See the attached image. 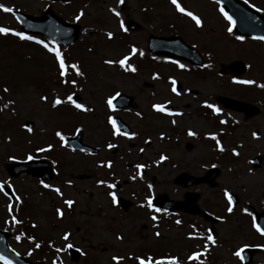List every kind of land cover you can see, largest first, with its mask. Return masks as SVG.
Listing matches in <instances>:
<instances>
[{"label": "rangeland", "instance_id": "374dc122", "mask_svg": "<svg viewBox=\"0 0 264 264\" xmlns=\"http://www.w3.org/2000/svg\"><path fill=\"white\" fill-rule=\"evenodd\" d=\"M185 1L193 2L192 8L207 21L206 28L189 30L170 0H125L122 9L125 17L121 21L130 18L142 24V30L128 34L116 27V19L110 13V9L117 10V0H71L68 5L46 0H0V4L7 7L36 15L50 4L63 19L81 26L77 41L65 51L56 47L61 55L62 52L66 55V66L75 63L83 73L76 78L75 70L66 67L65 78L82 80L79 86L61 83L55 54L42 44L32 45L14 37L0 36V182L11 184L13 194L20 198L11 203L8 196L0 193V228L11 232L8 243L20 255L44 264L54 261L58 264H117L113 256L124 257L119 264H137L134 257H148L147 252H150L193 262L194 259H188L194 253L190 250L199 244L201 251H205L207 245L210 253L204 258L212 264H240L234 255L238 246L264 244V239L254 236L246 215L264 209V165L255 169L248 162L255 155H264V92L244 88L229 77L218 75L220 62L229 63L238 58L249 67L243 80L248 77L264 84V46L234 42L233 35L224 31L225 24L216 19V5L210 1ZM250 1L264 7V0ZM81 11L83 15L76 20ZM0 26L19 28L15 17L3 11H0ZM108 32L113 33L111 39ZM149 34L181 35L202 54L209 52L205 66L178 61L172 64L150 62L132 55L126 63L136 61L138 70L128 75L117 63H104L129 55L130 44L144 50ZM181 64L184 69L178 71L175 66ZM173 80L181 82L179 95L172 92ZM4 88L8 89L7 93ZM193 89L197 94L192 93ZM116 92L132 95L136 106L109 110L105 100ZM69 94H74L78 103L92 110L84 112L67 102L52 107L55 98L65 100ZM219 94L252 99L260 107V114L247 121L242 114L230 110L217 115L205 102L220 109L213 99ZM41 96H46L47 100H41ZM9 100L13 103L5 108ZM154 104L170 106L172 114L156 115L152 109ZM176 112L180 115H175ZM114 114L131 127L135 136L112 134L107 117ZM218 119L225 121V126L220 125ZM26 120L33 123L31 131L23 125ZM77 128L81 129L83 142L100 148L98 154L72 151L55 135L59 131L67 137ZM189 130L195 135H188ZM253 132L257 133L256 137ZM213 133L222 141L221 153L211 140ZM187 142L192 144L191 150L185 149ZM109 143L116 145L115 149H109ZM48 145H52L50 150L38 151ZM233 150L239 152L237 157L231 155ZM29 155L32 159L44 158L51 162L54 171L51 180H39L27 173L17 177L8 175L7 164L27 160ZM162 155L166 159L161 160ZM108 162H112L111 167L107 166ZM138 164L144 167L138 169ZM211 165L220 169L214 188L207 184L182 188L173 183L180 172L200 176ZM111 173L112 178L108 176ZM107 180L109 183H97ZM122 180L129 183L118 190L107 186ZM41 181L50 187H43ZM187 190L199 193L201 208L225 219L212 226L215 243L208 241L207 235L201 241L190 240L186 237H190L187 233L190 230L185 225L178 226L173 218L160 215H155L157 219L153 221V214L141 207L146 197L167 194L171 199L178 196L182 199ZM225 190L238 197L231 212H224V208L229 207V203L222 200ZM110 191L131 201L129 208L122 210L117 203L113 204L108 195ZM66 200L74 203L68 206ZM57 209L62 216L57 214ZM13 217L20 223H15ZM197 222L204 228L210 224L203 219ZM66 232L69 233L67 241L62 239ZM156 232L160 233L159 237ZM37 244L40 246L36 247ZM66 244L79 250L78 260L69 258ZM263 263L264 252L254 256L252 264ZM0 264L4 262L0 260Z\"/></svg>", "mask_w": 264, "mask_h": 264}, {"label": "water", "instance_id": "95a60500", "mask_svg": "<svg viewBox=\"0 0 264 264\" xmlns=\"http://www.w3.org/2000/svg\"><path fill=\"white\" fill-rule=\"evenodd\" d=\"M221 3L224 5L225 10L232 17L234 23V30L237 33L246 35H261L264 36V17L260 16L259 14L251 11L248 9V12L245 11L244 7L241 2L237 0H220ZM16 14L21 29L25 32H34L40 33L44 36L50 38L51 40L62 43L68 44L73 42L78 35V25L68 24L63 22L59 19L50 9H46L41 16L35 17L28 14L21 13L19 11H14ZM256 14V18L263 22L262 29L255 30V21H251L250 19ZM256 31V32H255ZM150 47H153L155 51L167 53L168 55H173L176 57L186 58L192 63L199 64L201 60L193 59L194 50L190 47L179 44L181 42L180 38L172 37V38H160V37H152L150 38ZM182 43V42H181ZM241 70L236 69V73H239ZM132 97L127 95H120L117 97L113 103L117 106L123 105H131ZM219 101L222 102L226 107L231 109L244 111L248 116L253 115L257 112V108L243 102L235 101L229 98H219ZM117 123L119 126H123V122L120 119L116 118ZM26 125L31 127L32 124L30 122H26ZM126 131H129L127 127L123 128ZM66 142L73 148L76 149H84L86 151H96L95 148L89 147L85 144L80 142V135L76 137L69 138ZM253 163L255 166L260 165V159H254ZM9 174L12 176H16L21 171H28L33 175H36L40 178H50L51 171L49 169V163L45 161H35L32 163H24V164H14L9 165L7 167ZM217 170L210 171L206 176L201 178H193L186 174L179 175L175 181L183 183L184 185H189L198 182H208L212 181ZM6 190V188H5ZM196 196L193 195L192 199L188 203V209L190 208L192 212H196V207L194 203V198ZM154 204L160 208H165L167 210H176L179 206V203L168 200L165 196L159 197L154 200ZM258 225L261 226V230L264 231V211L261 213L256 214ZM9 235L8 232L0 230V256L7 258L11 261V264H42V262H30L25 258H20L17 254H15L12 250H10L7 246L6 238ZM256 249H245L243 251V261L245 264H249L251 262V257ZM73 258L76 260L78 259V254L74 251L72 252Z\"/></svg>", "mask_w": 264, "mask_h": 264}, {"label": "snow or ice", "instance_id": "6c2138e0", "mask_svg": "<svg viewBox=\"0 0 264 264\" xmlns=\"http://www.w3.org/2000/svg\"><path fill=\"white\" fill-rule=\"evenodd\" d=\"M118 2L122 4V3H124V0H118ZM170 2H171V4L175 5L176 10L178 12L183 13L186 16L190 17L195 22V24H196L197 27H200L202 25L201 19L198 18V16L195 15L192 11H187L185 9V7H182L181 4L177 2V0H170ZM245 2L247 3V0H245ZM217 3L219 4L220 3V0H217ZM0 11L6 12V13H13L14 9L12 7H7V6L3 5V4H0ZM110 11H112L115 16H117V17L120 16V12L116 11L115 9H110ZM220 11L224 15L225 19L228 20V22H229L230 25H232V24L235 23L233 21L232 17L229 16L228 13L225 12L223 8H221ZM82 15H83V12L81 11L79 14H77V16L75 17V19L76 20H79ZM120 28H121V30L126 31V28H125L124 23L122 21L120 23ZM227 31L229 33H231L232 32V27L229 26L228 29H227ZM9 33L12 34V35H14V36L19 37L21 40H34L35 39L34 36L27 35V34H25L22 31H15L14 29H12L10 27H2V26H0V34L6 35V34H9ZM107 36H108L109 39H111L112 36H113V33L108 32L107 33ZM237 39L243 40L244 37L243 36H240V37H237ZM256 39H259V40L264 41V36L256 37ZM37 43L42 44L48 51L53 52L55 54L56 60H57L58 65H59V76L61 77V83H66V84L67 83H70L73 86H75L76 85V81L75 80L69 81V80H66L64 78L67 75L66 67L75 70L77 76H82L83 73L79 70L78 66L75 63L66 66L65 61H64V59H63V57L61 55V52L56 47L49 46V44L45 43L44 41H37ZM137 52H138V49L135 46H132L131 49H130L129 55L123 56V58L120 59V60H118V61L105 60L104 63L105 64H108V65H111L113 63H118L120 65V67L123 68L124 65H125V62L129 60L130 56L136 54ZM140 55H143V53L140 52ZM180 67L183 68L184 65L181 64ZM128 68L131 69L132 71H135V68H133L131 64L128 65ZM235 82L241 83V84H248V85H251V84H254L255 83L253 80H238V81H235ZM173 84H175V81H173ZM259 86L262 87V88H264V84L259 85ZM3 91L5 93H7L8 92V89L7 88H4ZM172 92H174L177 95H179V93L177 92V90H176L175 87L172 88ZM73 95L74 94H69L66 97L65 100H61L59 97L55 98L53 100V102H52V107L55 108L58 105H61L62 103L67 102V103L73 105L76 109L81 110V111H84V112H88V111H91L92 110V109L86 107L85 104L78 103L73 98ZM119 96H120V93L119 92H116L115 94L108 96V98L105 100V104H106V106H107V108L109 110H111V111H115L116 110L113 101L117 97H119ZM40 99L41 100H47V97L46 96H41ZM12 103H13V101L9 100L8 103L4 105V107L7 108ZM205 105H206V107L212 109L215 113H218L220 111L219 108H217L216 106H214L212 104H208L207 102H205ZM152 107H153L154 110H156L158 112H164L165 111V106L162 105V104H154ZM169 114L171 115L172 113H169ZM137 115H139V113H137ZM175 115H180V113L179 112H176ZM107 122H108L109 125H111L112 130H113L112 131V134L114 136L115 135H118V134L119 135H125V136H128L129 135V133H127V132H121V130L117 126V120L113 116L109 115L107 117ZM173 123H175V121H173ZM221 123L223 124V123H225V121L222 120ZM28 130L31 131L30 128ZM75 131H76V133H79V132H81V129L80 128H77ZM55 135L60 139V141H62V142L65 141V137H64V135L61 132L57 131L55 133ZM188 135L193 136V135H195V132H193L192 130H189L188 131ZM252 135H253V137H256L257 136V133L253 132ZM131 136H135V133H131ZM212 139H214V140L216 139L215 134H212ZM217 146L218 147L220 146V142L219 141H217ZM107 147L109 149H112V148H115L116 145L109 143V144H107ZM51 148H52V145H48L46 149H38V151H47V150H50ZM220 150L223 151V148L221 147ZM81 151H83V149H81ZM141 151H143V149H141ZM233 151H234V154H238V153L235 152V150H233ZM10 159H11V157H10ZM27 159L31 160L32 159V156L29 155L27 157ZM160 159L161 160H164V159H166V157H164L162 155L160 157ZM107 166L108 167H111V162H108V165ZM136 167L138 169H140V168H143L144 166L138 164V165H136ZM133 178H135V177H133ZM5 183L6 182H0V193H3L5 196H8V193L4 191ZM68 183L70 184L71 182L69 181ZM97 183L98 184H103L104 181H97ZM41 184L45 188H49L50 187L48 184H45L43 181H41ZM107 186L110 189L116 187L115 184H108ZM7 187L11 188L12 186H11V184H7ZM148 187H149V189H151L152 186L149 185ZM55 191L58 194H61L59 189H55ZM224 194L228 198V203H229V207H228L227 211L228 212H231L232 211V197L227 192V190H225V193ZM108 195L111 197L112 203L113 204H116L117 203V196H116V194L114 192H111L110 191L108 193ZM15 198H16V200H19L20 199L18 196H16ZM73 203L74 202L72 200H66L65 201V204L68 205V206H71ZM145 206L148 207L149 209H152L154 212H160L161 211L160 208L154 207L153 200H152V198L150 196L149 197H146V204H142L141 205V207H145ZM9 207H11V206H9ZM243 211L247 212L248 210L247 209H244ZM57 214L60 215V216L63 215V213L61 212L60 209H57ZM12 219H13V221L15 223H20V221L16 220L15 217H13ZM151 219L153 221H155L157 219V217L155 215H153L151 217ZM176 223L179 224L180 221L177 220ZM33 227H35V225H33ZM253 227L256 228V230L258 232L261 231V226L258 225V224H256L255 221L253 222ZM262 234H264V233H262ZM155 235L157 237H159L160 233L159 232H156ZM68 238H69V233L66 232L64 234V236L62 237V239L65 240V241H67ZM16 239L19 240L20 237L17 236ZM29 239H33V238L32 237H29ZM117 239H123V237L122 236H117ZM207 240L208 241H212L213 243H215L211 231H209V233L207 235ZM39 246H40L39 244L36 245V247H39ZM65 247L70 249V248L73 247V245L72 244H66ZM206 250H207V245H205V251ZM56 251L59 252V251H62V249H56ZM199 255H200V253H195L194 252V253H192V255H190L188 257V259L189 260H193L194 258H196ZM234 255H236L237 257H240L241 252L240 251H237V252L234 253ZM129 258L130 259H133V257H131V256ZM112 259H113V261H116L117 264H119V261H122L124 259V257H121V256H113ZM134 259L137 261V264H179V261L175 257H172V258H169V259H165V258L153 259L152 256H148L147 258H144V257H141V256H136V257H134ZM0 260H3L4 261V264H11V261H9L7 258H5L3 256H0ZM53 264H56V262L54 261ZM201 264H203V261H201Z\"/></svg>", "mask_w": 264, "mask_h": 264}, {"label": "flooded vegetation", "instance_id": "af4514ba", "mask_svg": "<svg viewBox=\"0 0 264 264\" xmlns=\"http://www.w3.org/2000/svg\"><path fill=\"white\" fill-rule=\"evenodd\" d=\"M177 2L178 3H180L181 4V6L182 7H185V9L187 10V11H192L195 15H197L198 17H199V15L197 14V11H195L196 9H194V8H192V7H194V6H192V4H193V2H186L185 0H177ZM255 2H257V1H255ZM125 6V0H124V3H119L118 2V0H117V10L116 11H118V12H120V16L119 17H117V16H115L114 15V13L112 12V11H110V13L111 14H113V16H114V18H123V17H125V15H124V11L122 10L123 9V7ZM175 6V5H174ZM176 8V7H175ZM123 13V14H122ZM178 16H180V18H181V21H182V24L184 25V26H186L189 30H192V29H194V30H198L197 29V27L196 26H194L193 25V21L191 20V18L190 17H188V16H186L185 14H183V13H178ZM128 17V16H127ZM189 18V19H188ZM216 19L219 21V23H223L224 21L220 18V17H216ZM206 21V20H205ZM202 23H204L203 21H202ZM140 30H142V27H141V29ZM139 30V31H140ZM248 40H251V39H248ZM180 215H182V213H179V216Z\"/></svg>", "mask_w": 264, "mask_h": 264}]
</instances>
